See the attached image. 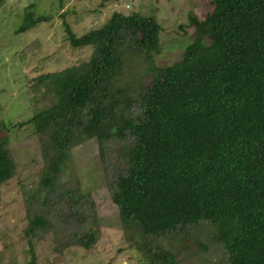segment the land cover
<instances>
[{
    "label": "trees",
    "instance_id": "obj_1",
    "mask_svg": "<svg viewBox=\"0 0 264 264\" xmlns=\"http://www.w3.org/2000/svg\"><path fill=\"white\" fill-rule=\"evenodd\" d=\"M46 20L26 13L16 33ZM189 23L191 42L179 60L153 67L150 87L139 89L141 111L131 117L118 114L116 93L124 88L114 93V82L128 50H158L161 25L113 12L102 27L76 36L64 21L69 44L92 45L94 53L82 65L39 75L36 86L55 100L20 125L48 136L42 182L49 188L77 143L96 138L103 152L110 140H132L112 188L124 224L158 236L208 221L228 264H264V0H212ZM6 142L0 139V185L15 171ZM30 225L34 232L47 221L33 216ZM152 258L174 262L166 251Z\"/></svg>",
    "mask_w": 264,
    "mask_h": 264
},
{
    "label": "rangeland",
    "instance_id": "obj_2",
    "mask_svg": "<svg viewBox=\"0 0 264 264\" xmlns=\"http://www.w3.org/2000/svg\"><path fill=\"white\" fill-rule=\"evenodd\" d=\"M211 6L212 0H0V139L6 138L15 164L13 177L0 185V264H162L152 258L160 251L173 255L172 264H228L208 221L143 236L120 220L112 188L127 168L132 140H110L103 152L96 138L77 143L49 188L42 182L48 136L30 123L20 125L55 100L45 85L36 86L39 75L82 65L94 53L92 45L69 44L64 21L76 36L102 27L113 12L150 16L161 25L158 50H128L114 82V93L124 88L116 93L118 114L134 117L141 111L139 89L150 87L153 67L181 58L193 36L189 18L202 19ZM26 13L47 20L16 33ZM33 216H43L47 226L30 232Z\"/></svg>",
    "mask_w": 264,
    "mask_h": 264
},
{
    "label": "built area",
    "instance_id": "obj_3",
    "mask_svg": "<svg viewBox=\"0 0 264 264\" xmlns=\"http://www.w3.org/2000/svg\"><path fill=\"white\" fill-rule=\"evenodd\" d=\"M9 1H13V0H9Z\"/></svg>",
    "mask_w": 264,
    "mask_h": 264
}]
</instances>
